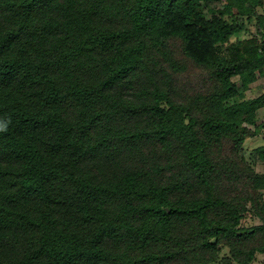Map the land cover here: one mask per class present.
Listing matches in <instances>:
<instances>
[{
  "label": "trees",
  "instance_id": "1",
  "mask_svg": "<svg viewBox=\"0 0 264 264\" xmlns=\"http://www.w3.org/2000/svg\"><path fill=\"white\" fill-rule=\"evenodd\" d=\"M262 6L0 0V264L264 254Z\"/></svg>",
  "mask_w": 264,
  "mask_h": 264
},
{
  "label": "rangeland",
  "instance_id": "2",
  "mask_svg": "<svg viewBox=\"0 0 264 264\" xmlns=\"http://www.w3.org/2000/svg\"><path fill=\"white\" fill-rule=\"evenodd\" d=\"M211 6L216 7V8L222 7L221 3H215V4L211 5ZM257 10H258V12L261 15L264 16V6L258 7ZM205 12L207 14H209V7H205ZM247 36L255 37V38H258V39L260 38L259 32L257 31V28H256V26L254 24L249 26V34H247V33L242 34V37H247ZM238 84L241 87V82L240 81H238ZM251 85L249 86L248 89H245V90H243L242 87L240 88L242 97H244V98H253V97H255L257 95L255 93L256 91L254 89L250 88ZM253 141H256V140H254L253 138L249 139V140L246 141L245 145L249 146ZM245 153L247 155L250 154V153H247L246 151H245ZM263 165H264L263 162L259 161L258 164H257V171L262 172V170L264 168ZM259 223H260V220L258 218H256V217H254L253 215H249L247 218H245L243 220V226H245V227H250V226H253V225H257ZM224 253H226V250L224 251ZM253 264H264V254H258L257 258H256V260L254 261Z\"/></svg>",
  "mask_w": 264,
  "mask_h": 264
},
{
  "label": "crops",
  "instance_id": "3",
  "mask_svg": "<svg viewBox=\"0 0 264 264\" xmlns=\"http://www.w3.org/2000/svg\"><path fill=\"white\" fill-rule=\"evenodd\" d=\"M250 88H252V89H254L256 92V94H259V93H261L260 92V90H259V88H258V85H257V82L255 81L252 85H251V87ZM264 121V108L263 109H261L260 111H259V113H258V123H261V122H263ZM254 139V140H256V141H253L249 146L247 145H245V143H246V141L247 140H249V139ZM252 138H249V139H247L246 141H245V143H244V150L247 152V153H251L252 151H254L256 148H259V147H261V146H263L264 145V135L263 134H259V135H257V136H255V137H252ZM256 138V139H255ZM263 167H264V165H263ZM262 171H264V168H263V170ZM255 217V216H254Z\"/></svg>",
  "mask_w": 264,
  "mask_h": 264
},
{
  "label": "built area",
  "instance_id": "4",
  "mask_svg": "<svg viewBox=\"0 0 264 264\" xmlns=\"http://www.w3.org/2000/svg\"><path fill=\"white\" fill-rule=\"evenodd\" d=\"M256 82L261 93H264V68L256 74Z\"/></svg>",
  "mask_w": 264,
  "mask_h": 264
},
{
  "label": "clouds",
  "instance_id": "5",
  "mask_svg": "<svg viewBox=\"0 0 264 264\" xmlns=\"http://www.w3.org/2000/svg\"><path fill=\"white\" fill-rule=\"evenodd\" d=\"M0 130H6V126H5V129H0Z\"/></svg>",
  "mask_w": 264,
  "mask_h": 264
}]
</instances>
